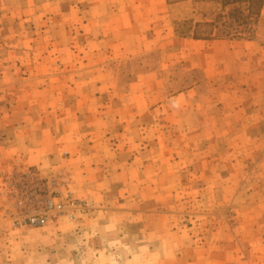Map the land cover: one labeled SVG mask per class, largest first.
<instances>
[{"label": "rangeland", "instance_id": "1", "mask_svg": "<svg viewBox=\"0 0 264 264\" xmlns=\"http://www.w3.org/2000/svg\"><path fill=\"white\" fill-rule=\"evenodd\" d=\"M0 264H264V0H0Z\"/></svg>", "mask_w": 264, "mask_h": 264}, {"label": "built area", "instance_id": "2", "mask_svg": "<svg viewBox=\"0 0 264 264\" xmlns=\"http://www.w3.org/2000/svg\"><path fill=\"white\" fill-rule=\"evenodd\" d=\"M67 199L69 196L66 197ZM70 203V201H68ZM54 209L57 212H62L63 211V206L60 204H52ZM47 222V217L44 214H31L24 219L21 220V225L23 226H30V227H40L43 226Z\"/></svg>", "mask_w": 264, "mask_h": 264}, {"label": "crops", "instance_id": "3", "mask_svg": "<svg viewBox=\"0 0 264 264\" xmlns=\"http://www.w3.org/2000/svg\"><path fill=\"white\" fill-rule=\"evenodd\" d=\"M203 42H208V43H210L211 45H212V43H211V41L210 40H204ZM213 43H215V42H213ZM216 44V43H215ZM214 44V45H215ZM225 45V44H224ZM227 45V44H226ZM238 46V45H237ZM229 46H227V48H228Z\"/></svg>", "mask_w": 264, "mask_h": 264}]
</instances>
